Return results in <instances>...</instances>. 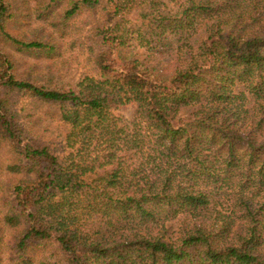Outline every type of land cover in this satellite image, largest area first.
Listing matches in <instances>:
<instances>
[{"label":"trees","instance_id":"1","mask_svg":"<svg viewBox=\"0 0 264 264\" xmlns=\"http://www.w3.org/2000/svg\"><path fill=\"white\" fill-rule=\"evenodd\" d=\"M63 2V23L103 13L88 35L97 86L87 94L19 74L7 47H57L12 29V0H0L10 255L24 264L38 248L59 264H264V0H177L174 10L164 0L161 9L159 0H38V18ZM145 5L150 14L136 15L168 37L163 60L122 52L130 33L121 24ZM234 83L256 102H237ZM18 99L57 109L77 152L65 160L58 142L29 139ZM128 105L129 120L113 114ZM85 146L94 153L82 160ZM176 219V237L153 233Z\"/></svg>","mask_w":264,"mask_h":264},{"label":"rangeland","instance_id":"2","mask_svg":"<svg viewBox=\"0 0 264 264\" xmlns=\"http://www.w3.org/2000/svg\"><path fill=\"white\" fill-rule=\"evenodd\" d=\"M176 1L164 0L165 7L174 10ZM12 3L14 9V18L11 21L12 29L28 38L51 41L57 47L56 51L49 54H21L7 47L6 52L13 56L19 74L31 79H52L55 85L66 88L75 87L78 90L80 88L85 94L96 89L97 79L93 72L92 58L87 46L90 42L88 36L90 30L94 24L100 22L102 11L100 9L83 10L70 21L63 23V20L58 17V12L62 6L66 5L65 2L58 3L57 6H59L51 9L50 14L41 11L40 19L37 16V12L39 13L37 9L40 8L37 6L38 0H12ZM145 6L138 9L132 8L131 13L122 22L121 27L130 33L126 34V43L122 52L129 57L142 60H163V55L166 54L164 46H167L164 40L168 37L163 38L157 30H153L144 20L140 19V16L136 15L137 13L150 14V9ZM159 6L161 9V0H159ZM174 52L175 50L172 51L173 54ZM164 64V68H168L170 63L165 61ZM231 91L233 95H236L237 102H256L251 99L250 93L244 89L242 83H234L231 86ZM259 102H264V100ZM15 108L19 122L23 125L29 139L40 142H58L57 146L65 160L70 158L72 152H77V145L74 149L68 148L70 145L66 143L65 139L69 130L67 126L63 127L64 125L60 122L57 109L23 99L16 101ZM132 113L133 105L123 106L121 109L113 111L116 117L124 120H129ZM93 151L92 148L85 146L81 159L86 160L90 153H94ZM95 154L98 153L95 151ZM8 162L7 152L2 151L0 154V232L4 242L0 243V264H24L17 255H10L8 241L13 232L3 223V216L7 209L3 182L8 175L6 172ZM163 226L164 230L162 231L160 227H154L153 233L159 232L160 235L163 234L168 239L174 238L180 233V221L177 219L165 222ZM37 250L31 255L33 264H59L54 252H52V257L50 252H43L44 249L38 248Z\"/></svg>","mask_w":264,"mask_h":264}]
</instances>
